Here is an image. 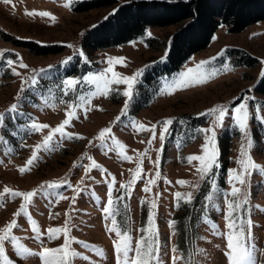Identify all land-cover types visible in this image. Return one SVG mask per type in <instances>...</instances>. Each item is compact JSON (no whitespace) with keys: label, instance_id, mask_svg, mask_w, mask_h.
<instances>
[{"label":"rangeland","instance_id":"obj_1","mask_svg":"<svg viewBox=\"0 0 264 264\" xmlns=\"http://www.w3.org/2000/svg\"><path fill=\"white\" fill-rule=\"evenodd\" d=\"M88 1L0 0V192L36 191L16 216L23 197H0V229L15 220L11 234L18 238L15 246L4 242L0 261L42 264L34 253L59 248L67 236L79 253L69 264H124L113 242L127 233L129 258L143 239L157 249L152 264H228V237L241 233V242L254 249L255 264H264V174L251 170L243 184L234 179L243 168L242 151L264 166V93L256 88L264 72V19L238 31L220 23L206 47L155 79L150 73L166 60L181 22L146 26L126 42L90 53L82 45L84 32L128 0L81 6ZM33 10L50 15L26 14ZM21 39L61 50L35 53L14 41ZM234 48L255 62L248 64ZM89 74L107 81L136 74L131 98L124 95L127 83L102 80L98 89L83 81ZM68 78L80 82L65 92L62 81ZM14 103L17 110L9 111ZM241 104L248 112L243 131L234 118ZM66 118L68 135L55 133L47 149L35 147ZM33 122L50 127L35 131ZM105 127L111 131L101 141ZM203 145L215 150L207 173L199 170L202 161L188 159L206 157ZM234 187L240 189L235 195ZM49 228L61 231L49 238ZM21 247L33 254L18 253Z\"/></svg>","mask_w":264,"mask_h":264},{"label":"trees","instance_id":"obj_2","mask_svg":"<svg viewBox=\"0 0 264 264\" xmlns=\"http://www.w3.org/2000/svg\"><path fill=\"white\" fill-rule=\"evenodd\" d=\"M110 3V0H91L81 6L89 8ZM261 19H264V0H128L88 28L83 34L82 45L92 53L99 48L126 42L142 33L146 26L181 22L171 35L166 60L154 66L153 74L150 73L157 79L175 71L191 54L206 47L220 23L227 24L230 31H238ZM14 41L28 46L35 53L61 50L57 44L23 39ZM244 54L248 64L255 62L250 54ZM256 88L264 93V72Z\"/></svg>","mask_w":264,"mask_h":264},{"label":"snow or ice","instance_id":"obj_3","mask_svg":"<svg viewBox=\"0 0 264 264\" xmlns=\"http://www.w3.org/2000/svg\"><path fill=\"white\" fill-rule=\"evenodd\" d=\"M5 2H9V0H5ZM26 14L33 15L38 14L41 16H49L50 13L48 12H39L36 13L34 10L33 12H26ZM116 59L117 62H122L124 58H113ZM7 63L11 65L13 61L8 60ZM111 63V60L109 61ZM23 67H27L26 65H22ZM107 71H112L111 68H109ZM13 72L15 74V70L13 69ZM113 76H118L117 73L113 72ZM104 81L105 85L108 83H127L129 85V90H126L124 92V95L126 97L131 98V87L132 84L136 80V74H134L132 77H123V80L116 79L114 81H107L103 75H97L95 78H93L92 74H89L88 76L83 77V81L87 83H95L97 84V88H100V81ZM76 78H68L62 81V84L64 86L65 92L68 90H74L76 85L79 83ZM35 79L32 80V84H35ZM21 91H23V85L21 88ZM105 95H107V91L104 92ZM19 95V94H18ZM128 101H125V107H127ZM71 107V106H70ZM18 108V105L16 103L12 104L9 108V111H16ZM123 111V110H122ZM211 112H216L217 109L213 108L210 109ZM241 115H237L234 118L236 119L240 129L243 131L247 126V119H248V112L246 110V105L241 104L240 108L238 110ZM225 115V111L221 108L219 110V116L222 118ZM74 116V113H66V117ZM117 120L120 119L119 116L116 117ZM70 122L69 118L64 119L61 124L57 125L55 128H52L47 136L44 137L42 144H38L35 147L36 148H44L47 149L49 146L50 141H52L53 136L55 133H60L61 135H68L64 133L63 129L66 125H68ZM165 125L170 124L171 120L164 121ZM3 124V114H0V125ZM31 129L35 131H40L41 129L49 128L50 126L47 124H37L36 122H33L31 124ZM141 128L143 125L140 126ZM154 127V126H153ZM110 128L105 127L100 130L98 133V138L101 141H104L106 139V134H110ZM167 131V128H164L161 131V137H163L164 132ZM208 131H211L209 129ZM3 140V137L0 136V141ZM150 143V141H149ZM248 148L251 147V142L249 141ZM202 148L205 149V152L207 153V156H191L189 157V161L191 160H200L202 161V167L199 169L203 173H207L210 170L211 165L215 162V150H208V145H203ZM244 146H242V149ZM242 155H244L245 159L241 160L240 163L242 164L243 168L241 173L237 174L234 179H238L241 184H243L245 181L242 179V176L246 173L247 175H251V170H259L262 174H264V166L256 164L252 159L251 156L246 152L242 151ZM35 158V151L33 152V157L30 158L28 161H26L25 167H22L20 169L21 172H24L27 170V165H30L32 163V160ZM93 166L98 167V165L93 162ZM139 167V166H138ZM235 171V170H233ZM178 183H184V181H178ZM48 187H56L55 184H48ZM43 187V185L41 186ZM240 189L233 188L232 194L235 195L237 192H239ZM5 195L10 196H20L23 197L25 203L21 204L20 209L16 213H14V216L20 215L22 212L26 211V203L31 201V198L36 195V191L32 190L29 192H20L16 190L9 189L7 187L4 188L2 192H0V197H3ZM177 197H179L181 194L177 193ZM190 195V194H189ZM210 198V197H209ZM111 198L109 199V204H111ZM236 207H239V205H236ZM105 211L107 212L108 209L105 208ZM16 221L12 220L10 221L4 229H0V257L4 256V247L3 244L7 240H11L15 246L16 241L18 238L12 236L11 230L16 227ZM229 228H233L234 225L232 223L228 224ZM61 229L59 228H49L47 229V232L49 234V238H55V234L60 232ZM65 233H67V228L65 227L63 229ZM120 238L113 242L115 250L122 256L125 257L124 264H152V261L156 259V256L153 255V252L156 251L153 247L152 243H148L146 240L137 241L136 247H135V256L134 257H127V253L132 250L130 245V238L127 236V233L120 234L118 233ZM153 237L155 236V233L152 234ZM250 235V234H249ZM228 252L226 253V256L228 258V264H255V256H254V249L250 246L245 245L241 242V233H233L228 237V243H227ZM203 251V250H199ZM23 252L25 254H33L30 249L27 248H19L18 253ZM35 255L40 256L42 264H69V257L70 256H76L79 255V253H76L72 251L69 247V241L67 236H65V243L64 245L60 246L59 248H43L39 253H34ZM180 257H173V259H179ZM0 264H3V261H0ZM119 264V262H118Z\"/></svg>","mask_w":264,"mask_h":264}]
</instances>
